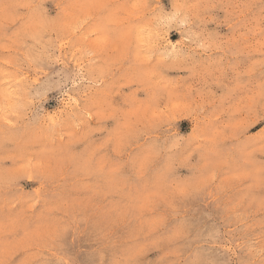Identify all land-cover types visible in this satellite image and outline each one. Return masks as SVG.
<instances>
[{"label": "rangeland", "instance_id": "rangeland-1", "mask_svg": "<svg viewBox=\"0 0 264 264\" xmlns=\"http://www.w3.org/2000/svg\"><path fill=\"white\" fill-rule=\"evenodd\" d=\"M0 264H264V0H0Z\"/></svg>", "mask_w": 264, "mask_h": 264}]
</instances>
